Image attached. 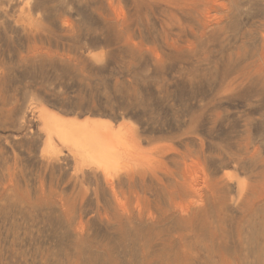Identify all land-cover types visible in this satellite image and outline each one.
I'll return each mask as SVG.
<instances>
[{
  "label": "rangeland",
  "instance_id": "rangeland-1",
  "mask_svg": "<svg viewBox=\"0 0 264 264\" xmlns=\"http://www.w3.org/2000/svg\"><path fill=\"white\" fill-rule=\"evenodd\" d=\"M174 1L0 0V264H264V0Z\"/></svg>",
  "mask_w": 264,
  "mask_h": 264
},
{
  "label": "bare ground",
  "instance_id": "bare-ground-1",
  "mask_svg": "<svg viewBox=\"0 0 264 264\" xmlns=\"http://www.w3.org/2000/svg\"><path fill=\"white\" fill-rule=\"evenodd\" d=\"M208 1L207 0H175L174 3L176 4L175 5L176 8L179 9L178 11L181 10L182 13L184 12L185 14L191 15V13L194 12L195 16L197 17L196 21L197 20L199 21L202 29H204V30L206 29L207 30V28H210V27L213 26V25L210 24V22L209 23L207 22L208 19L206 21V18H208V17H206V16H208L206 14L207 12L205 13L206 15L204 14V11L206 10L205 9L206 6L207 7L210 6V5L208 6ZM166 2H167V0H166ZM209 2L211 3L212 1H209ZM175 6H173V7L175 8ZM171 9H172V6L170 7V10ZM209 10H210V8H209ZM209 10H206V11H209ZM170 14H172L171 11H170ZM195 16H194V18H195ZM177 19L178 18L176 17L175 20H177ZM215 25L217 26L218 23H216ZM209 30H208V32H210ZM200 31H201V34L205 33L203 30H199V32ZM261 48H260V50H261L260 51V57H261L260 59L264 60L263 59L264 58V43L262 44ZM263 63H264V61H262V65H263ZM258 68H260V67H258ZM39 111H40V114L45 119L49 120L50 122H52L54 124V126L56 127V129L58 131V134L61 137H66L67 133L71 129H77V128L81 129L82 128L83 132H81V134L88 138L87 142H89L90 145L92 146L94 154L96 156H98L99 158H102V159H105L106 157H108L109 153H108V149H107V143H106L107 139H106V137H93L92 135L95 134V133H98V134H100L102 136V133H105L108 130H110L111 129V124H110L109 121L104 120V119H95V118H84V119L81 120V119H78V118H75V117H65V116H62V115H60V114H58L56 112H53L51 110H47L44 107H41L39 109ZM90 134H92V135H90Z\"/></svg>",
  "mask_w": 264,
  "mask_h": 264
}]
</instances>
